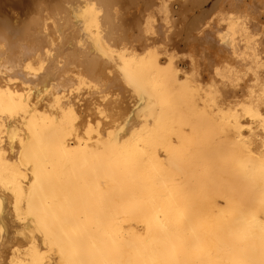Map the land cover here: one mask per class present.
<instances>
[{
	"label": "bare ground",
	"instance_id": "obj_1",
	"mask_svg": "<svg viewBox=\"0 0 264 264\" xmlns=\"http://www.w3.org/2000/svg\"><path fill=\"white\" fill-rule=\"evenodd\" d=\"M174 3L0 0V111L16 113L0 121V185L43 228L34 252L0 250V264H228L264 243V128L240 107L264 72L261 0H246L249 22L221 17L211 43L183 37L202 10ZM101 92L132 108L127 135L84 124ZM177 175L192 223L168 192Z\"/></svg>",
	"mask_w": 264,
	"mask_h": 264
},
{
	"label": "snow or ice",
	"instance_id": "obj_2",
	"mask_svg": "<svg viewBox=\"0 0 264 264\" xmlns=\"http://www.w3.org/2000/svg\"><path fill=\"white\" fill-rule=\"evenodd\" d=\"M180 3L181 0H175V3L169 7L170 9L176 8ZM245 3L246 0H207V3H205V0H189V4H195L202 12L197 23L192 25L184 24L182 29L183 37L200 43L208 39L209 43H211L214 31L217 30L216 23L221 17L228 21L229 13H231L232 18L229 21L231 23L249 22L253 19L255 13L251 8H246ZM261 9L259 14L261 28L259 29L258 36L253 35V41H259L261 56L264 57V0H261ZM172 15L177 22L181 21V16L178 12H173ZM0 26H2V21H0ZM121 39L126 40L127 36L122 34ZM205 51L209 52V49L206 48ZM191 64L193 69H195V58L191 61ZM242 79L243 73L240 74L239 78L233 77V86L243 90L245 83L242 82ZM3 87L4 85L0 84V88ZM107 90L108 88H105V91ZM102 97H104L103 92H101L100 96L96 97V106L93 107L95 115L89 114L83 121L88 126L89 132H96L97 135L107 136L109 140H111L115 133L122 132L123 135H127L130 125L127 130L122 128L121 125L133 119V117L129 116L132 108L127 104L126 100L119 102V98H117L118 103L113 104L111 99L106 97L102 99ZM240 107L244 108L245 114L251 116L253 121H259L260 128H264V72H261L260 89H248V95L244 96ZM257 112L259 115H257ZM15 115V112L0 111V121H7L9 116ZM114 124L116 125L115 127H113ZM244 124L248 125V121L245 120ZM254 128V124L248 126V132L252 133ZM110 129L112 131H109ZM237 131H241L239 125L237 126ZM14 138L15 133H13ZM0 139L5 142L8 141V133L2 127H0ZM261 160L259 214L262 222L261 230L264 232V151H261ZM168 192L171 193L172 199L176 201L186 221L192 223L197 214L195 205L184 191L182 181L178 175L173 178V187L168 189ZM256 214L257 209L253 206L250 209V215L253 220ZM29 230H31V235H29ZM37 230L43 232V228L40 227L36 216L31 211V205H29L27 212L22 207L19 190L12 185H0V250L5 252L6 257L8 255L14 256L15 252L20 250L34 252L36 247L34 242L39 239L35 235ZM4 264H16V261L15 259L8 260L6 258ZM29 264H33V262L30 261ZM53 264H56V261ZM228 264H264V243H261L258 248L255 245H249V247L239 254L238 258L231 259L228 261Z\"/></svg>",
	"mask_w": 264,
	"mask_h": 264
},
{
	"label": "rangeland",
	"instance_id": "obj_3",
	"mask_svg": "<svg viewBox=\"0 0 264 264\" xmlns=\"http://www.w3.org/2000/svg\"><path fill=\"white\" fill-rule=\"evenodd\" d=\"M205 3H207V0L205 1ZM21 11V9H18V12Z\"/></svg>",
	"mask_w": 264,
	"mask_h": 264
}]
</instances>
